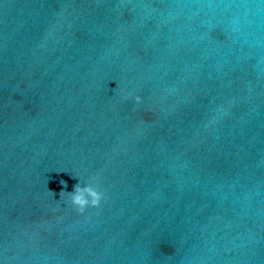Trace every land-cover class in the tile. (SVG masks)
Wrapping results in <instances>:
<instances>
[{"label":"water","instance_id":"water-1","mask_svg":"<svg viewBox=\"0 0 264 264\" xmlns=\"http://www.w3.org/2000/svg\"><path fill=\"white\" fill-rule=\"evenodd\" d=\"M0 264H264V0H0Z\"/></svg>","mask_w":264,"mask_h":264},{"label":"clouds","instance_id":"clouds-1","mask_svg":"<svg viewBox=\"0 0 264 264\" xmlns=\"http://www.w3.org/2000/svg\"><path fill=\"white\" fill-rule=\"evenodd\" d=\"M135 99L137 102L140 101L139 96H137ZM94 179L95 178H93V182L85 183L83 186L78 183L74 187V191L68 192L71 204L74 205L81 213H83L85 208L89 205L93 207L99 206L103 198V193L95 186ZM61 183L65 182L61 181ZM63 193L64 191L61 192V194Z\"/></svg>","mask_w":264,"mask_h":264}]
</instances>
